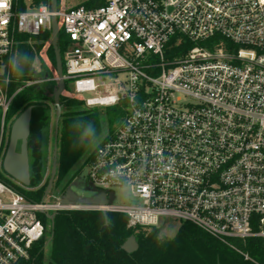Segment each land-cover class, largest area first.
<instances>
[{
    "label": "built area",
    "instance_id": "built-area-1",
    "mask_svg": "<svg viewBox=\"0 0 264 264\" xmlns=\"http://www.w3.org/2000/svg\"><path fill=\"white\" fill-rule=\"evenodd\" d=\"M0 4V167L6 112L22 88L8 93L16 36L51 32L55 15L75 95L87 107L126 103L122 123L95 147L87 179L104 191L128 188L141 202H31L0 177V264L29 260L48 237L43 217L71 210L120 213L131 229L166 217L188 222L252 261L231 240L264 239V0H104L55 13ZM175 35L194 45L168 59Z\"/></svg>",
    "mask_w": 264,
    "mask_h": 264
},
{
    "label": "trees",
    "instance_id": "trees-1",
    "mask_svg": "<svg viewBox=\"0 0 264 264\" xmlns=\"http://www.w3.org/2000/svg\"><path fill=\"white\" fill-rule=\"evenodd\" d=\"M51 1L32 0L31 5L27 6L25 0H13V4L17 11H23L39 5L51 8ZM102 5L104 0H88L82 6L96 8ZM56 8L58 10L57 1ZM50 38L51 32L48 30L36 36H16L19 43L12 60V82L8 87L9 94L22 87L12 98L6 112L5 120L9 127L27 107L32 108L27 137L29 184L16 187L31 202L41 201L52 163L55 130L53 97L58 82ZM68 44V38L60 27L56 30L55 48L61 55L63 74V53ZM200 44L210 46V43ZM193 45L175 35L165 47V56L168 59L178 57ZM40 52H43L44 58L40 57ZM35 60L38 61L37 67ZM26 81L36 83L23 86ZM69 85L70 82L65 80L64 90L59 96L57 164L51 185L52 189L60 187L61 191L76 177L82 164L77 165L81 160L89 159L91 150L104 133L102 111L86 108L80 98L66 96ZM125 106L126 103L121 101L113 107H106L108 120L110 116L120 118ZM43 219L48 228V237L33 244L29 260L17 264H264V239L248 238L244 242L231 240L235 248L251 258L252 261H249L188 222H181L172 237H165L156 226L128 228L127 217L114 212L104 215L94 210L59 211L53 215L52 221ZM131 235L137 249L126 253L121 245Z\"/></svg>",
    "mask_w": 264,
    "mask_h": 264
},
{
    "label": "rangeland",
    "instance_id": "rangeland-1",
    "mask_svg": "<svg viewBox=\"0 0 264 264\" xmlns=\"http://www.w3.org/2000/svg\"><path fill=\"white\" fill-rule=\"evenodd\" d=\"M56 1H57L58 10H65L71 7L83 5L88 0H56ZM25 2L27 6H30L32 0H25ZM60 23H61V20L59 18L56 19L55 21L56 30L60 29ZM49 42L51 43V38L49 39ZM40 57L44 58L43 52H40ZM37 60H35V63H34L36 67L38 66ZM0 72H2L1 69H0ZM101 94H103L102 90H101ZM66 96L77 97L74 93V90L72 89L70 85H69L68 90L66 91ZM84 96H92V94H85ZM77 98H80V97H77ZM113 106L115 105H112V106H100L99 105L95 107L86 106V108H89V109H97V110L102 111V115H103L102 128L104 131L102 139L107 137L110 133H114L124 119V115L126 112L125 107L122 108L124 112L120 118L115 119L113 116H110L108 120L107 116L105 115V109L106 107H113ZM9 130H7L6 132V137H5L4 145H3V153H5L6 147L8 144ZM97 145L98 143L91 150V155ZM16 151L19 152V144L17 145ZM89 159L85 161L81 160L79 162L77 166L79 167L81 164L82 166L79 169L78 174L63 191L60 190V187L57 189H52V186H51L47 196L48 197L49 196H54V197L62 196L68 199V201L72 204H84V205L109 204V205H118V206L140 205L141 204L139 199L132 196L128 188L117 187V188L111 189L110 191H104L92 185L87 179L88 169L86 165ZM5 175H6L5 172L0 167V177H5ZM180 223L181 222L177 220L166 217V218H162L156 227L160 228L162 236L172 237L175 234Z\"/></svg>",
    "mask_w": 264,
    "mask_h": 264
},
{
    "label": "water",
    "instance_id": "water-1",
    "mask_svg": "<svg viewBox=\"0 0 264 264\" xmlns=\"http://www.w3.org/2000/svg\"><path fill=\"white\" fill-rule=\"evenodd\" d=\"M52 11L55 13L56 0L51 1ZM56 16L51 17V44L54 49V60L56 69V79L58 81V87L54 93L53 102L55 107V118H54V142H53V152H52V163L50 178L45 188L43 200L54 181L56 174V164H57V127L58 120L60 117V105L59 96L64 90L65 80L62 70V60L59 51L55 48L56 40V27H55ZM31 107H27L23 112H21L12 122L9 130V140L4 153L1 166L3 171L7 176L18 182L21 186H27L29 184V172H28V154H27V137L29 134V124L31 118ZM19 144V152L16 151L17 145ZM105 215V212H103ZM47 219L52 221V215H46ZM53 225H51V228ZM52 236V234H51ZM121 249L126 253H132L137 249V243L135 242L134 236H129L126 241L121 245Z\"/></svg>",
    "mask_w": 264,
    "mask_h": 264
},
{
    "label": "bare ground",
    "instance_id": "bare-ground-1",
    "mask_svg": "<svg viewBox=\"0 0 264 264\" xmlns=\"http://www.w3.org/2000/svg\"><path fill=\"white\" fill-rule=\"evenodd\" d=\"M108 99H101V101L104 103L105 101H107Z\"/></svg>",
    "mask_w": 264,
    "mask_h": 264
},
{
    "label": "snow or ice",
    "instance_id": "snow-or-ice-1",
    "mask_svg": "<svg viewBox=\"0 0 264 264\" xmlns=\"http://www.w3.org/2000/svg\"><path fill=\"white\" fill-rule=\"evenodd\" d=\"M4 5L0 4V7H3Z\"/></svg>",
    "mask_w": 264,
    "mask_h": 264
},
{
    "label": "clouds",
    "instance_id": "clouds-1",
    "mask_svg": "<svg viewBox=\"0 0 264 264\" xmlns=\"http://www.w3.org/2000/svg\"><path fill=\"white\" fill-rule=\"evenodd\" d=\"M24 58H25V59H27V57H26V56H25Z\"/></svg>",
    "mask_w": 264,
    "mask_h": 264
}]
</instances>
